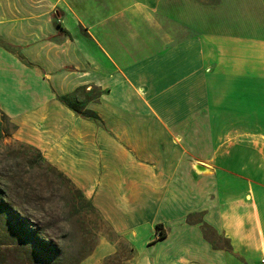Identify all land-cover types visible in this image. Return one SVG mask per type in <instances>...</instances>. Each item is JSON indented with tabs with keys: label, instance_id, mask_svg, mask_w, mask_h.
Segmentation results:
<instances>
[{
	"label": "crops",
	"instance_id": "1",
	"mask_svg": "<svg viewBox=\"0 0 264 264\" xmlns=\"http://www.w3.org/2000/svg\"><path fill=\"white\" fill-rule=\"evenodd\" d=\"M242 6L0 0V113L126 264H264V35L240 34ZM78 89L80 115L61 101Z\"/></svg>",
	"mask_w": 264,
	"mask_h": 264
},
{
	"label": "trees",
	"instance_id": "2",
	"mask_svg": "<svg viewBox=\"0 0 264 264\" xmlns=\"http://www.w3.org/2000/svg\"><path fill=\"white\" fill-rule=\"evenodd\" d=\"M83 91L84 89H78L72 96L61 99L64 105L78 115V108L85 105L88 99L85 97L81 103L77 101L79 95H84ZM72 98L75 105L69 102ZM81 116L91 121H100L90 111H85ZM1 155L7 156L15 165L7 170H0V264H77L82 254L66 252L56 242L48 240L44 234L43 217L39 218L37 211L33 209L43 208L41 199L34 194L43 178L49 174L53 183V180H58L61 186L66 183L69 185L67 192L71 194L70 202L66 205L77 214L76 207L79 205L73 201L71 192L75 186L32 146H6L0 142ZM25 176L29 178L26 179ZM77 194L81 199L84 197L80 191ZM24 206L32 212H27ZM156 228L159 231L158 239H162L165 233L160 229V224Z\"/></svg>",
	"mask_w": 264,
	"mask_h": 264
},
{
	"label": "rangeland",
	"instance_id": "3",
	"mask_svg": "<svg viewBox=\"0 0 264 264\" xmlns=\"http://www.w3.org/2000/svg\"><path fill=\"white\" fill-rule=\"evenodd\" d=\"M249 3L248 8L242 6L243 8L240 9L244 15V18H239L242 21L238 25L240 34L246 35L249 30V33L252 32L255 35L260 33L262 36L264 35V0H249ZM98 93L97 90H91L92 97L97 96ZM76 99L81 103L85 100V96L79 95ZM69 102L75 105L73 98ZM259 128H262V122L256 121L255 129ZM13 133L14 125L0 113V142L6 146H30L15 139ZM256 141H264V138L256 137ZM14 165V162L7 156H0V170H7ZM48 175L46 174V177L43 178L41 186L34 194L41 199L43 208L33 207L37 211L36 215L39 218L43 217L44 234L48 240L56 242L66 252L82 254L81 260L77 264H126V260L133 256L126 239L112 231L108 222L89 200L85 197L81 199L78 196L77 192L79 191L76 187L71 191L74 196L73 201L75 200L76 205H79L76 207L78 213L75 214V210L68 208L71 195L67 192L69 185L66 183L61 186L58 180H53L55 182L53 183L52 176L50 175V178ZM54 177L58 179L57 176ZM28 178L27 176L26 179ZM24 208L27 212H32L30 208L26 206Z\"/></svg>",
	"mask_w": 264,
	"mask_h": 264
}]
</instances>
